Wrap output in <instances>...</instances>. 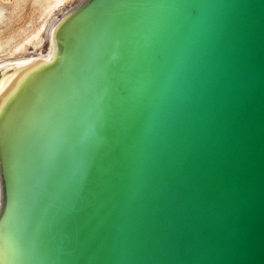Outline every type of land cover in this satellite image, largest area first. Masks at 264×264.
<instances>
[{"label":"water","instance_id":"1","mask_svg":"<svg viewBox=\"0 0 264 264\" xmlns=\"http://www.w3.org/2000/svg\"><path fill=\"white\" fill-rule=\"evenodd\" d=\"M0 264H264V0H84L1 66Z\"/></svg>","mask_w":264,"mask_h":264},{"label":"rangeland","instance_id":"2","mask_svg":"<svg viewBox=\"0 0 264 264\" xmlns=\"http://www.w3.org/2000/svg\"><path fill=\"white\" fill-rule=\"evenodd\" d=\"M57 1L0 0V67L49 52L54 24L84 0Z\"/></svg>","mask_w":264,"mask_h":264},{"label":"bare ground","instance_id":"3","mask_svg":"<svg viewBox=\"0 0 264 264\" xmlns=\"http://www.w3.org/2000/svg\"><path fill=\"white\" fill-rule=\"evenodd\" d=\"M65 0H58L56 3V5H59V4H63V2H64ZM55 5V4H54ZM54 9V8H53ZM68 12H70V10L69 11H67L62 17H61V19L60 20H58L55 24H54V26H53V31H52V34H51V44H50V49L52 48V45H53V35H54V29L57 27V25L65 18V15L68 13ZM39 35V34H38ZM49 35H50V33H49ZM39 38V37H38ZM38 46H40V45H38ZM44 56H41V57H31V58H25V59H21V60H19L18 62H22V61H26V60H31V59H37V58H43Z\"/></svg>","mask_w":264,"mask_h":264}]
</instances>
